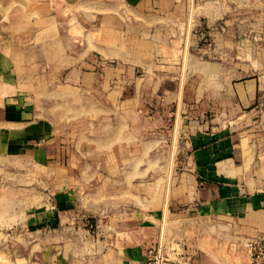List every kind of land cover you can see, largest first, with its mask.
Listing matches in <instances>:
<instances>
[{"label": "crops", "instance_id": "0c3cea01", "mask_svg": "<svg viewBox=\"0 0 264 264\" xmlns=\"http://www.w3.org/2000/svg\"><path fill=\"white\" fill-rule=\"evenodd\" d=\"M256 1L244 8L241 4L235 13L238 21L234 17L237 54L250 58L252 65L264 60L259 46L264 31L252 29L248 45L242 25L248 20L252 27L264 24V4ZM203 8L196 0H0V173L22 176L0 185L6 192L0 202L28 204L22 227H15V233H27L25 252L19 255L10 243L9 254L1 253L0 245V256L7 258L0 264H183L194 257V249L182 243H151L155 234L145 223L131 229L118 226L121 216L108 208L114 203L112 194L101 200L91 189V202L104 205L96 212L99 227L94 234L81 224L84 216L95 213L70 208L76 191L67 188L114 184L111 176L98 173V165L77 159L74 143L67 142L79 136L69 132L72 123L66 115L88 104L97 107L101 90L122 108L135 98H115V92H136L145 121L149 107L159 108L154 114L160 122L163 116L176 119L172 105L180 107L179 133L174 134L173 127L158 132L159 137L156 132L145 136L175 139L177 153L187 160L172 178L177 192L164 200L168 205L161 210L171 213L170 204L181 202L195 204L202 212L215 207L220 217L233 214L242 219L246 237L264 239V108L252 107L264 96V68L251 66L248 77L234 83H227L224 66L210 71L221 66L203 60L206 49L196 47L197 36L191 32ZM220 35L215 52L221 54ZM216 72L212 105L218 108L217 116H182L184 110L202 113L211 105L206 99L210 86L204 81ZM82 92L89 96L84 101ZM196 106L201 107L192 110ZM248 119L250 131L244 126ZM230 123L238 124L239 134L229 135ZM161 152L156 145L151 151ZM103 166L101 170L114 169ZM82 171L91 172L89 179H83ZM39 187L45 189L41 196L36 193ZM34 202L43 208L33 209Z\"/></svg>", "mask_w": 264, "mask_h": 264}, {"label": "rangeland", "instance_id": "374dc122", "mask_svg": "<svg viewBox=\"0 0 264 264\" xmlns=\"http://www.w3.org/2000/svg\"><path fill=\"white\" fill-rule=\"evenodd\" d=\"M206 1L196 0L199 8H207L208 4L212 5L209 6V9H200L199 21L193 26L191 32L197 36L195 39L196 47L201 46L204 50L206 49V53L202 57L203 60L214 63V65L219 63L221 66L217 68L211 67L210 71H216L224 66L227 83L230 80L234 83L248 77L251 70H255L256 66L264 68L263 59H259L260 64L255 65L253 63L252 65L250 58H242L237 54L238 46L234 44V32L236 30H234V24H236V20L238 21L235 13H238L241 4H243L244 8L245 6H250L254 0H209V3ZM257 2L260 5L264 4V0H257ZM213 4L217 8L212 9ZM248 15L244 11L243 17L246 18ZM259 17L262 18L261 15ZM239 24L241 25V22ZM263 25L259 23L257 28L256 26L252 27L249 20L248 22H243V35L249 40L248 45H250L249 35L253 31L252 29L262 32L264 31ZM238 30L236 31L237 34ZM216 32L221 34L219 37H222L224 41V43L221 41V57L220 52H215L217 43L220 41V39L218 41L216 38ZM259 46L264 48V43H259ZM209 51L210 53L208 54ZM140 72V70H136L135 74ZM218 79L219 75L216 72L215 76L211 77L210 80L204 81L207 88L210 86L206 99H209L211 105L203 108L205 110L201 111L202 113L195 111V113L189 115V112L184 110L182 116L188 114L187 119H200V117L212 119L217 116L218 108L212 105V101L215 98L213 94L216 95L217 92L212 91V88L218 82ZM176 80H179L178 76ZM262 82L264 83V77ZM201 83L202 81L195 82V85ZM120 93L125 96H122L119 92L116 95L115 92L114 97L135 99H132V102L128 103L129 106L126 108L116 107L110 101L112 97L107 98L106 91L101 90L98 91L97 107H91L88 104L84 107L74 108V112L66 115V119H70L72 123L69 132L71 135L79 136L77 139H67L68 143H74V151L78 153L76 158L84 164L98 165L100 169L98 173L111 176L114 182L112 186L108 187L104 185L102 187L77 186L67 188V191H76L75 206L72 202L73 206L70 207L72 211L77 210L84 214L95 213L93 216L86 215L82 218V227L87 228L92 234L99 227V218H96V212H100L101 206L104 205L101 201H95L94 204L91 202V189H93L94 198L98 197L102 200L105 196L113 195V206L108 205V208L113 209L115 214L121 216L117 219L118 226L125 227L126 225L127 228L131 229L137 223H145L151 228L152 233L154 232L155 234V241L151 239V243L159 242L167 245L171 242H178L189 249L193 248L194 257L185 259L183 264H251L250 251L247 245V241L250 238L243 234L246 232H241L242 219L236 218L233 214L220 217L215 207L202 212L195 204L189 205V203L184 202L170 204L171 213L161 210L162 206L168 205L164 200L177 192L171 186L174 183L172 178L179 169L183 168L187 160L185 154L177 153V142L175 139L172 142H167L163 137L161 141H154V138L148 140L145 136L156 132V136L159 137L158 132L164 134L173 127L174 134L176 132L179 133L180 107L177 108L175 104L172 105L176 113V119L174 118V120L172 115L171 117L163 116V122L157 121L158 116L154 114V111L159 108L149 107V111H147L149 117L145 121L143 108H139L136 103L138 97L136 92L130 90V92L123 91V93ZM86 97L89 96L82 92L81 98L83 101V98ZM106 100L107 103L111 104L110 106H107ZM261 101L258 104L254 103L252 107L259 105V107L264 108V96H262ZM197 107L201 106H196L192 110H198ZM252 107L248 108L247 111H250ZM66 109L67 111L71 110L69 107ZM139 114H142V116ZM217 124L220 125V122H217ZM210 125L212 124L209 123ZM237 125L228 124L229 128L232 127L230 136L240 133L241 128H236ZM244 126L250 131L251 120L248 119ZM146 141H149L150 148H148L149 145L147 143L145 144ZM247 141L251 142L249 135ZM155 145L156 150L162 151L161 153H151V151H154ZM106 151H112V153L109 154ZM147 151H150V153H147ZM104 164H110L114 169L105 170L103 168L104 170H101ZM171 165L174 166L172 167L174 169L169 170ZM37 173L40 172L38 171ZM81 173L86 175L83 176V179H89L91 174L89 171H82ZM21 177L20 173L15 176L10 174L9 171L3 170L2 174L0 173V185L10 181L14 182V180L17 182V179L19 181ZM176 181H179V179ZM43 189L39 187L36 193L41 196V193L45 192V189ZM2 190L3 188L0 186V195L6 193L2 192ZM27 205L21 204L17 206V203H11L7 199L4 202H0L1 253L9 254L7 249L10 248V243L14 244L12 246L15 247L16 245L18 247L19 255L25 252L24 244L28 242L27 233L22 231L17 234L15 233V227L19 230L22 227L25 211L28 210ZM32 207L33 209H42L43 204L34 202ZM24 209L26 210L24 211ZM29 209L31 208L29 207ZM145 210L149 212L145 213ZM6 259V257L0 256L2 262H5ZM163 259L166 262L169 261V258L165 257Z\"/></svg>", "mask_w": 264, "mask_h": 264}, {"label": "built area", "instance_id": "2783aa9c", "mask_svg": "<svg viewBox=\"0 0 264 264\" xmlns=\"http://www.w3.org/2000/svg\"><path fill=\"white\" fill-rule=\"evenodd\" d=\"M251 264H264V239L251 238L247 241Z\"/></svg>", "mask_w": 264, "mask_h": 264}]
</instances>
